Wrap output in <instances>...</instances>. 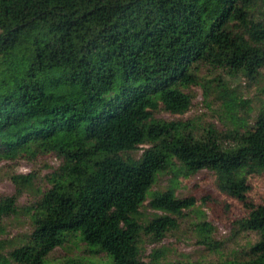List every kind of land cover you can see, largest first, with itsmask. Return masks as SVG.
<instances>
[{"label": "trees", "instance_id": "16d2710c", "mask_svg": "<svg viewBox=\"0 0 264 264\" xmlns=\"http://www.w3.org/2000/svg\"><path fill=\"white\" fill-rule=\"evenodd\" d=\"M0 30V163L62 162L30 206L32 230L16 236L1 223L19 215L34 177L12 176L0 264H48L77 234L110 264H164L159 250L144 257V238L162 242L195 200L159 194L149 206L163 214L144 224L146 193L160 173L202 170L223 178L248 209L240 229L258 236L238 258L208 264H264V203L247 198L249 177L264 173V100L255 113L218 75L205 93L230 119L225 130L209 124L190 141L157 118L191 109L186 90L204 66L263 76L264 0H0Z\"/></svg>", "mask_w": 264, "mask_h": 264}, {"label": "rangeland", "instance_id": "374dc122", "mask_svg": "<svg viewBox=\"0 0 264 264\" xmlns=\"http://www.w3.org/2000/svg\"><path fill=\"white\" fill-rule=\"evenodd\" d=\"M262 72L263 76L250 82L243 75L235 76L228 71L204 66L200 83L186 90L192 98L191 109L184 115L161 111L157 118L178 124V132L190 141H195L209 124L225 130L226 124H231L230 119H225L218 103L206 95L204 82L222 76L238 101H247L256 113L264 100V70ZM141 154L140 151L133 155L138 158ZM61 163L55 154L0 163V197L16 194L13 175L31 174L34 177L33 191L18 198L19 215L6 218L1 223L7 235L16 236L32 230V220L28 214L30 206L37 200L39 190L44 192L50 188L49 177ZM248 184V201L264 203V173L250 176ZM168 190L174 191L179 199L193 197L195 203L182 213L172 216L176 219V226L162 242L153 243L150 238H144L142 250L146 259L153 251L159 250L164 264H208L238 258L257 241V234L242 231L238 224L248 215V209L230 195L221 176L208 170L194 175L182 172L160 173L146 193V202L141 208L140 219L144 224L163 214L151 209L149 204L157 195ZM78 258L92 264H110L106 254H94L79 234L69 237L62 247L57 248L49 257L48 264H61Z\"/></svg>", "mask_w": 264, "mask_h": 264}]
</instances>
